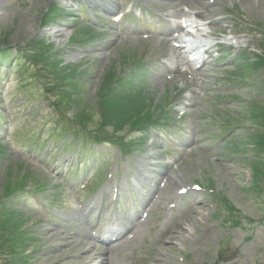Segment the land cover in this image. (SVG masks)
<instances>
[{
	"label": "rangeland",
	"instance_id": "1",
	"mask_svg": "<svg viewBox=\"0 0 264 264\" xmlns=\"http://www.w3.org/2000/svg\"><path fill=\"white\" fill-rule=\"evenodd\" d=\"M86 1L0 0V50L8 49L0 56V220L1 212L13 213L9 232L0 227V264L88 262L79 261L90 245L85 230L77 229L80 207L73 190L49 170L50 155L56 156L53 161L66 159L72 171L81 162L92 174L99 169L93 189L107 165L106 173L117 170L123 183L138 178L146 187L156 186L167 169L168 178H176L164 187L168 196L163 199L192 182L213 188L215 193L196 196L199 203L190 201L182 216L172 221L170 238L160 236L161 226L149 241L145 231L138 264H264V177H258L260 188L252 186L256 175L251 168L256 161L264 163V150H253L250 142L264 131V122L262 116L249 119V110L264 107V0H216L208 15L209 0H190L176 8L139 1L157 16L165 12L177 19L173 9H184L195 20L192 39L198 33L217 41L226 35L237 38L235 47L225 45L209 57L203 53L209 63L203 68L205 76L200 74L202 85L178 75L165 80L171 73L166 64L177 70L185 60L160 41L165 28L158 38L116 41L108 14L91 9ZM197 9L205 15L195 16L191 11L197 15ZM159 19L164 23L165 18ZM258 54L263 62L256 61ZM138 60L149 63L146 71L131 65ZM131 71V80L124 78ZM109 74L124 80L101 94ZM130 91L128 99L143 109L154 99L148 104L150 112L156 119L165 115L159 121L164 125L150 133L145 126L140 131L121 120L120 126L107 124L99 134L93 133L101 120L99 107L106 118L110 112H121V97ZM56 109L64 119L55 120ZM183 109L186 113L180 117ZM82 117L88 120L79 122ZM61 124L76 130L78 138L72 141L69 132L58 133ZM111 130L124 139L89 141L93 135L107 139ZM191 138L198 147L189 145ZM181 142L191 150L168 151ZM73 229L77 234L69 236ZM116 255L129 263L122 251Z\"/></svg>",
	"mask_w": 264,
	"mask_h": 264
},
{
	"label": "bare ground",
	"instance_id": "2",
	"mask_svg": "<svg viewBox=\"0 0 264 264\" xmlns=\"http://www.w3.org/2000/svg\"><path fill=\"white\" fill-rule=\"evenodd\" d=\"M88 1V3H89V5L92 7V8H94V3H95V0H87ZM101 1H104L105 3H109L110 4V0H101ZM146 1V0H145ZM176 1H178V2H182V3H184V4H189V2H190V0H176ZM192 1H196V0H192ZM148 2V1H147ZM108 3H107V5H108ZM206 8H207V6H206ZM204 10H206V9H204ZM204 12V11H203ZM197 15H201V13H202V10H199V9H197ZM184 14H186L185 12L183 13V16H184ZM196 14V13H195ZM202 15H205V14H203L202 13ZM210 23V22H209ZM216 23V22H215ZM202 36V35H201ZM166 42V41H165ZM171 178L173 179V180H175V176H171ZM48 230H50V229H48ZM60 232V231H59ZM174 233V232H173ZM58 234V233H57ZM59 235V234H58ZM170 238V237H169ZM89 240H91V238L89 237ZM116 247H113V248H107L106 250L107 251H109V253H114L115 251H116ZM84 252L86 253V255L85 256H83V257H81L80 259H79V261L80 262H82V261H84L85 259H88V263L89 264H98V263H95L97 260H95V257H96V252L94 251V248H92V246H90V245H87L86 247H85V250H84ZM102 254V253H101ZM98 255H100V254H98ZM108 264H110V262H108Z\"/></svg>",
	"mask_w": 264,
	"mask_h": 264
},
{
	"label": "trees",
	"instance_id": "3",
	"mask_svg": "<svg viewBox=\"0 0 264 264\" xmlns=\"http://www.w3.org/2000/svg\"><path fill=\"white\" fill-rule=\"evenodd\" d=\"M4 51H6V50H4ZM62 94L64 95L67 93L63 92ZM118 121H120V119H118ZM12 215H10L8 217H4V219L2 221L0 220V222H1L0 227L3 228V230H6L9 225H12V223L10 222V220L12 219Z\"/></svg>",
	"mask_w": 264,
	"mask_h": 264
}]
</instances>
